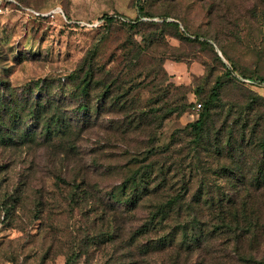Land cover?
Returning a JSON list of instances; mask_svg holds the SVG:
<instances>
[{
	"label": "rangeland",
	"instance_id": "374dc122",
	"mask_svg": "<svg viewBox=\"0 0 264 264\" xmlns=\"http://www.w3.org/2000/svg\"><path fill=\"white\" fill-rule=\"evenodd\" d=\"M69 258L264 264V0H0V264Z\"/></svg>",
	"mask_w": 264,
	"mask_h": 264
},
{
	"label": "trees",
	"instance_id": "16d2710c",
	"mask_svg": "<svg viewBox=\"0 0 264 264\" xmlns=\"http://www.w3.org/2000/svg\"><path fill=\"white\" fill-rule=\"evenodd\" d=\"M137 9H138L139 13L142 12L141 6H138ZM105 18H107V20H111V17H105ZM174 25H176V24H174ZM218 88H219V84H218V82H216L211 87L207 98L205 100H203L202 107L199 110V112L197 113V118L193 122L188 124L189 127H190V131L193 134V138L194 139L199 137V131H200L201 127L204 124V120H205L206 116L208 115L209 106H211L217 100ZM167 200H168L167 203H169V204L171 203L172 204V203L176 202L177 198H176V196H172V197H169V199H167ZM157 213L161 217L166 214L165 210H163V209H159ZM69 260H70V258L66 260L65 264H68Z\"/></svg>",
	"mask_w": 264,
	"mask_h": 264
},
{
	"label": "built area",
	"instance_id": "2783aa9c",
	"mask_svg": "<svg viewBox=\"0 0 264 264\" xmlns=\"http://www.w3.org/2000/svg\"><path fill=\"white\" fill-rule=\"evenodd\" d=\"M197 106H199V104H197Z\"/></svg>",
	"mask_w": 264,
	"mask_h": 264
}]
</instances>
